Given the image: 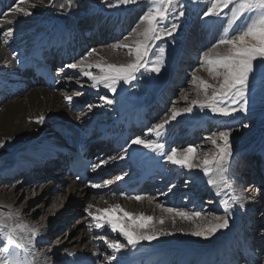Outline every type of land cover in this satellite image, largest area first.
<instances>
[{"label":"bare ground","instance_id":"obj_1","mask_svg":"<svg viewBox=\"0 0 264 264\" xmlns=\"http://www.w3.org/2000/svg\"><path fill=\"white\" fill-rule=\"evenodd\" d=\"M91 1L92 0H53L51 5L48 3V0H43L42 3L41 0H25L24 3L20 4H18L17 1L11 8L7 9L6 12L2 14V17L0 18V141H4L6 143L3 148H0V166L3 161L9 159H12L10 164L15 165L19 158L25 157L26 153L35 155L42 150L47 152L49 148L53 146L52 141L56 138V134L52 130V125L58 123L57 118L73 119L82 123L96 121L97 125H104L112 121H117V119H124L127 116L139 113L142 110H146V103L153 97L159 98V101L156 100L157 105L154 107L159 106L162 104V100H165L161 94L168 90V81L165 82L166 84L164 82L159 84L162 81L159 82L155 79L153 81L151 73L146 74V77L143 78V80H140L141 82L146 81L151 84H140L138 83L139 81H136L134 82L135 87L121 85L118 89V94L115 97L118 103L115 104L112 109L99 107L98 111L95 110L94 107L92 108V111H88L87 105H83L82 109L77 112L73 111L71 108L73 104L82 101L83 94L86 98H88V94L92 92H88V90H94L91 87V81L84 77L79 70L68 69V72L71 74H80L78 75L81 76V81L76 83L79 87H81L79 91L69 92L66 89L53 91L51 89H47L46 87L31 86L25 88L26 83H30L31 81L27 79L26 76L19 74L18 69L20 68L22 62L18 59L15 60L14 58L20 48L35 46V44L41 42L47 37L51 38L54 36H61L64 33L72 31L76 26L85 24L90 25L92 28L87 32H91L92 30L99 28L102 33L103 31H107L111 40H114L111 42L106 39L104 43L100 44L102 45L100 48H97L96 46L90 48L94 49L95 52L92 56L88 57L89 62L99 61L102 63L124 64L132 59V57L128 55L127 49L114 47L115 41H119L130 30H132V27L135 25L134 24L128 31L125 28L126 23L131 21V12L132 16L135 17L136 15L133 12L140 11V14L136 16L139 19L140 16L145 13L144 10L146 8L137 4L136 6H133V8L132 6H127L120 10H114L115 12L108 13L104 11V7H100ZM32 4H36V7H31ZM61 5H63V9L61 8ZM14 6L26 8L29 12H31V15L25 16L23 13L10 11V9ZM120 26L123 28H121L120 31H117V28ZM140 27V25L137 26V28ZM9 28L14 30L13 35H8ZM108 30H111V32ZM122 31L126 33L121 34ZM203 31H205L204 28H201L197 34L200 41L199 47L206 45L207 42L210 41L209 38L206 39L202 34ZM98 38L99 36L95 37L97 42L99 40ZM5 40H7L8 43H5ZM124 42L125 41L122 40L119 43ZM128 43H132L131 39H129ZM218 51L223 53L226 49L224 46H220ZM179 55H181V58L178 56L177 66L180 64L186 65L189 58L195 61L197 59L196 54H189L188 52L183 54L181 52ZM92 71L94 74H99L96 69H92ZM196 72H201V74H203L201 79H204L205 81L208 80L204 76L208 75L205 68H198L196 69ZM60 83H63L64 87L72 85L71 79L66 76L61 77ZM164 85L165 88L162 89L161 92H158L162 87H164ZM100 89L103 88L101 87ZM103 90L108 92L106 89ZM195 91L197 94V88ZM77 92H80V94ZM108 93L112 96L110 92ZM67 96L72 97L71 102L65 99ZM78 97H80L79 100ZM152 108H150V111H152ZM162 108L163 105H161V109ZM162 113L157 115L160 116ZM40 115L45 117L44 122L39 124L33 122L34 118ZM78 116L80 117L79 120L77 119ZM213 119L221 120L222 118L219 116H213L208 110L201 112L199 108H196L193 114H185L178 117L175 121H172L168 125L167 132L163 136L162 140L166 144L170 143L175 135L180 134L181 132L180 136L186 138L190 135V130L193 127L207 129L208 124ZM227 122L234 124L231 120H228ZM154 124H152V126ZM140 136L144 139H156V137L149 134L147 130ZM231 139L237 162L240 158H243L244 154L254 153L258 150L264 151V130H261V132L253 138H248L246 140H240L232 137ZM179 146L180 144L175 143L173 147L178 148ZM130 156L136 160L141 157L142 159H140V162L151 161L157 167H161V165L165 163L155 153L150 150L143 149L140 146H133L130 151ZM13 157H16V159H13ZM263 161L261 160V162ZM235 166L236 164H234V169ZM171 169L174 171L181 168L171 165ZM171 169L165 168L161 173H159V181L165 182H163L164 187L168 184L171 175L174 173ZM8 170L9 168L2 166L0 168V173H5ZM187 174L189 175V178L193 179V185L196 184L201 187V190L212 196L215 201L214 204L217 205L216 207L219 209V214H221V216L224 215L222 201L227 200L231 202L233 195L239 196L245 207L240 208L239 204H235L231 210L232 214L229 217V227L221 230L209 240L177 232L172 236L161 237L159 240L153 241L151 244L144 242L141 246H138V250H122L125 254L120 256L118 261H112L111 264H117V262L124 264L137 258L145 259L152 252L158 253L155 258L156 262L159 259L164 258L163 262H171L174 264L177 261L198 259L200 256L212 254L220 248L227 251L236 245L239 246L242 244H247L256 248L259 254L263 253L264 255V230H261L258 234L259 231L257 232L256 230V232H250L249 229L253 221L250 213L254 209V200L252 201V198L254 197L252 194H248V192H252L251 190L254 185L253 187H250V191H242L239 187V180L237 179L238 173L236 175L234 170V175L232 176L233 187L229 188L221 186V196L218 197L215 194L217 189L207 185V178L203 176L202 172L193 171L189 173L187 171ZM37 178L38 177L36 176V179ZM69 178L70 177H67V180ZM2 181L6 182L5 180H1V182ZM8 181L9 180H7V183H3V186L0 185V212L5 213V215L11 213L13 216L12 223H21L26 225L27 229L37 230V237L33 240L31 253L27 257L29 260L33 261V264H59L58 260L62 254H68L76 250H83V252L86 251L91 253L92 250L103 248L104 254H111V250L108 249L104 240L99 239V236L104 235L107 237V235H105V232L107 231L110 235H114L115 233L111 232V230L107 227L104 229H96L95 222L93 221V224L91 225L85 216L82 219V224H85V227L81 224L73 230V233H76L75 237H70V234H67L65 231V234L63 235L64 239L61 242H58L59 239H57L54 244L56 245L54 250L51 251L50 248L44 245L41 246V244H44L47 240L46 236L49 234L48 229L52 228L53 225L56 224V228L54 230V232H56V230L64 224V220L69 217V212H74L76 210V208H74L76 198L81 199L82 202L85 201L82 209L87 217L89 216L87 215L85 209L89 204L93 206L91 209L92 211H95V209L98 208L102 209L119 205L123 210L137 216L144 214L152 216L154 219L165 216V223L163 225H157V227H163L169 231L176 232L177 229H182L183 232L186 233L190 232L194 227V223L192 221L182 220L178 217L175 220V226H173L171 217H168L160 207H157V204L160 203L154 199L156 197L161 200L160 202L163 204L160 205L165 207H180L184 210L191 211L193 209V205H195L194 203L196 202L194 200L196 199L194 198L195 196H192L193 198H191L187 204H180L179 206H176L168 204V202L172 201V196H168L166 199L161 198L164 193H158L155 196H141V200L137 201L134 197L123 199L119 196H109L106 194L107 187L105 184H100L101 187L93 190V195H90L91 186H81L73 181H65L61 185V193L58 195V200H54L52 202L54 204L52 205V208H50V215L45 217L42 215L44 218H40L41 220L39 219L40 222L37 223L39 225L34 226L26 221H31L30 218L26 216L24 211L26 200L23 201V203H21V201V204H17V199L20 194H23L24 192L26 193L28 189L36 184L35 179L29 180L31 181L30 184L14 182L10 185L8 184ZM178 189L180 192L181 188ZM40 190L41 195L47 194L46 192L50 190L48 183L41 186ZM261 196L264 197V190L262 191ZM174 198L176 201L177 197ZM197 206H200L199 209L196 205L195 209L200 211V208H202L203 205ZM261 206L263 210L264 205L262 204ZM262 210L260 211L262 212ZM259 214L260 216L264 215V213L261 215L258 211L255 215V219ZM115 215L116 214L114 213V216ZM80 221L81 220H79V222ZM257 222L258 220L254 221L253 227L259 225V222L258 224H255ZM196 223H199V221H196ZM27 229L23 232H19L18 235L25 238L31 237V233ZM113 237H107L109 238V242L112 241L110 239ZM2 241L3 237L0 236V247H3ZM24 242L27 243V240L25 239ZM101 244L103 246H101ZM20 252L26 255L23 251ZM3 255L4 254H0V258H3ZM99 264H109V261L102 259Z\"/></svg>","mask_w":264,"mask_h":264},{"label":"snow or ice","instance_id":"obj_2","mask_svg":"<svg viewBox=\"0 0 264 264\" xmlns=\"http://www.w3.org/2000/svg\"><path fill=\"white\" fill-rule=\"evenodd\" d=\"M25 0H18V4L24 3ZM43 0H41V3ZM102 4L108 3V7H119L120 5L128 6L138 3V0H100ZM152 5L142 16H140V28H134L132 33L124 37V43H118L114 47L127 49L128 55L132 57L129 62L124 64L89 62L88 57L95 52L90 49L80 60L66 63L62 68L57 69L58 73L64 72L65 69L79 70L80 73L91 81V87L99 91L102 87L112 94L111 98L107 95L100 96L103 101L100 107L112 109L118 101L115 99L118 89L123 86L135 87L134 82L143 80L144 73L160 74L165 66L166 47H159L158 56L153 61L149 59L150 54L156 42L165 37H173L177 33L180 25L178 23L186 15L189 0H148ZM192 4H199V0H190ZM51 5L53 0H48ZM31 7L35 8L36 4ZM63 9V5H61ZM10 11L23 13L25 16L31 15L26 8L14 6ZM202 21L220 20L226 21L223 26V33L211 45L208 51L202 53L201 67L205 68L209 76L215 83H209L195 75L192 77L193 84L197 88V99L191 100L189 105L184 108L171 109V116L155 123L147 129L149 134L156 137L153 139H144L137 135L127 141L123 146L121 160L131 158L130 151L133 146H140L143 149L150 150L160 157L163 162L178 166L188 171H199L207 178V185L217 189L215 194L221 196L220 187H233L234 164L238 163L235 158L232 145V128L231 125H224L221 129L211 132L206 138L215 149L210 155L204 153L201 163H196L198 159L197 147L188 145L182 150L171 147L170 150L162 138L167 132L168 125L178 117L185 114H193L196 108L201 112L208 110L213 116H219L224 120H230L237 113L247 114L251 104L254 102L257 82L264 84V0H210V6L206 7L202 16ZM176 22H171V21ZM165 25H168L165 27ZM14 30L9 28L8 35H13ZM129 39L132 43H128ZM5 43H8L5 40ZM220 46H224L226 51H218ZM92 69L98 70L99 74H94ZM71 79V77H69ZM198 81V83H197ZM65 99L71 102L72 97L67 96ZM184 99H187L185 95ZM88 111H92L93 105H87ZM79 120L80 117L78 116ZM45 117L40 115L34 118L35 123H43ZM246 126V125H245ZM4 141H0V148L5 146ZM107 163L101 160L99 164L93 165V170ZM77 180L81 177L77 176ZM123 179L118 176L117 180ZM109 182L105 181L107 186ZM93 189L101 187L98 183H92ZM258 190V189H257ZM115 195V193H113ZM120 195L126 196L127 193L121 192ZM137 201L141 200L140 195L134 197ZM235 204L240 208L245 205L241 198L233 195L231 202L222 201L224 215L212 214L211 218L196 210L195 205L191 211L184 210L180 207H165L157 204L168 217H171L172 224L175 226L176 218L186 221H192L194 227L190 232H183L177 229L176 232L169 231L157 225L165 223V216L154 219L152 216L140 214L134 215L123 210L119 205L95 209L89 204L85 209L87 215L95 222L96 229L109 228L113 233H119L126 243H121L118 239L108 241L106 236L101 235L99 239L107 243L111 254L105 256V259L111 264L112 261H118L120 256L125 253L122 250H138L144 242L151 244L161 237L172 236L177 232L192 237L209 240L221 230L229 227V217ZM114 213L116 214L114 216ZM13 216L11 213L5 215L0 212V236L3 237V247H0V264H33L32 260L27 257L31 253L33 240L37 237L36 229H27L26 225L21 223H12ZM199 221V223H196ZM28 230L31 237L25 238L19 236V232ZM91 230V229H90ZM27 240V243L24 240ZM19 250V251H18ZM20 251L26 255L21 257ZM69 256L74 255L68 253ZM94 256L98 254L94 253ZM255 264H264L257 254Z\"/></svg>","mask_w":264,"mask_h":264},{"label":"rangeland","instance_id":"obj_3","mask_svg":"<svg viewBox=\"0 0 264 264\" xmlns=\"http://www.w3.org/2000/svg\"><path fill=\"white\" fill-rule=\"evenodd\" d=\"M91 2L99 5L100 7H104V9H105L104 11L108 12V13H112V12H115L114 10H120L124 7H127L124 5H120L119 7L114 6V7L110 8V7H108V3L102 4L100 2V0H92ZM109 2L114 3L115 0H109ZM137 4L144 6V8H146L144 10L145 12L150 7H152V5L148 2V0H138V3L133 4V5H128V7L132 6V8H133V6H136ZM207 6H210V0H199V4H192L189 0L188 7L186 9L185 17H183L181 20L178 21L180 27H179L177 33H175L173 37H165L164 39L157 41L156 47L153 48L152 53L150 54L149 59L154 61L158 56L159 47H166L165 66L163 67V69L159 75H157L155 73H151V77H152L153 81H154V79L156 81H159V82L162 81L161 83L157 82L159 84H162L164 79L168 81L171 77H173L174 82L176 81L178 75L175 74V71L176 70L178 71V69L183 66V64H180L177 66L178 56H180V58H181V55H179V53L182 52V54H183L185 52H188L189 54H196V58H197L196 61L190 60V63H193L190 68H182L178 72L176 71V73L179 74L184 69V71L186 73L180 74V80L182 81L180 84L176 83L172 86V89H171L172 96L168 98V103H167L166 107H164V109H163L164 114L160 115V117H156L155 120L153 122H151V125H152V123H154L156 121L161 122L162 120H164L165 118L170 116L171 115V109L173 107H175L177 109H180L181 107L182 108L187 107L189 105V103L191 102V100L198 98L197 94L195 93L196 92L195 91L196 85L193 84L192 77H193V75H195V73H196V76L198 78H201L203 76V74H201V72H196V69L202 68L201 67L202 53L205 51H208L211 48V45L213 43H215L216 39H218L219 36L223 33V26H224V24H226V21L222 22V21L216 20V19L202 21L199 17L202 16V13H203V11L206 10ZM133 13L136 16H138L140 14V11L133 12ZM136 16L133 17L132 12H131V21L126 23V25H125V28L127 29V31L134 24L135 25L132 27V30L134 28H137L138 25H140V21H139L138 17H136ZM135 20H136V22H135ZM171 22H176V21L173 20ZM167 26L168 25H165V27H167ZM121 28H123V27L122 26L118 27L117 31H120ZM201 28H204V30H205L202 32V34L205 36L206 39L209 38L210 41H208L206 45L199 47L200 41H199L197 34ZM132 30H130L125 36H128L130 33H132ZM125 33H124V31H122L121 34H125ZM125 36H123L119 41H115V45H117L122 40L124 41ZM108 37L109 36L107 35L106 39H108ZM110 41L113 42L114 40L113 41L110 40ZM100 46H102V45H100V43L96 44L97 48H100ZM75 61H77V60H75ZM185 66H187V64ZM177 67H178V69H177ZM78 74L79 73H74V74L69 76V77H71V84L72 85H70V86L67 85L66 87H64V89L68 90L69 92L70 91H79V89L81 87H79L76 83L78 81H81V76H79L80 74L79 75ZM146 74H149V73H144V78L146 77L145 76ZM204 76L208 79L207 81L209 83H215V81H213L211 79V77L209 76V73H208V75H204ZM168 82L171 83L170 81H168ZM138 83H140V84H151V83H148L146 81H143V82L139 81ZM174 87H176V88H174ZM164 88H165V85L158 92H161V90ZM88 92H91V93L89 94V96L87 98L88 100H86V102H84V103H85V105L92 104L93 107L95 108V110H97V111H98L100 105L103 104V101H101L99 99L100 96L107 95L109 98H111V95L103 89H99V91L88 90ZM77 93L80 94V92H77ZM185 95H187V99H184ZM80 97H78V100L80 99ZM156 100L159 101V98L153 97L152 99H149V101L146 103V110H150V108L157 105ZM83 101H85V99L82 98V102ZM230 120L233 121L234 124L227 122L228 120H224L223 118L221 120L213 119L209 123L210 128H208L206 130H196V129L192 130V133L194 134V139L187 144L180 145L178 147V150H182L184 147H186L188 145H195L197 147V154H198V159L195 162L200 163V162H202V159L204 158V153L207 152L210 155L212 152L215 151V149L212 147V145L209 142H206L205 138L211 132H215V131L221 129L224 125H226V124L231 125L232 138H237L240 140H246L248 138H253L258 133H260L261 130H264V84L257 82L254 102L251 104L248 113L247 114L237 113L235 115V117L233 119H230ZM151 125H150V127H151ZM181 126H180V128H181ZM177 139L182 144L183 138H181V136H179V137H174L173 140L175 141ZM258 151H260V150H258ZM258 151H256V152H258ZM45 152H46L45 150H42L37 154H44ZM244 155H243V157H244ZM257 155L261 156L262 154L261 153H255V152L254 153H247L245 155L246 157L244 158V160H243V158H240V160H243V161H240V163L239 162L236 163V166L234 169L236 172V175L238 173V170H239V172H240V170L244 171V172L241 171L242 173L240 172V174H243V176L245 177L244 178L245 179L244 184L239 185V187L242 191L248 192L251 189L250 187H253V185H254V187L251 190L252 192L251 193L248 192V194H252V196L254 197V198H252V201L254 200L253 201L254 209H258L264 203L263 197L260 196V194H259L260 189H258V190L256 189V188H258L257 186H259V183L252 181L253 177L254 178L256 177V170L258 167V166L256 167L253 164L257 161V160H255V157ZM25 156L33 157L34 155L26 153ZM252 157H254V158H252ZM13 159H16V157H13ZM11 160L12 159L3 161L0 168L2 166L9 168L8 165L10 164ZM257 163H258V161H257ZM246 167H248V172L250 173L249 175H247L248 172H245V171H247ZM257 172H258V170H257ZM188 176L189 175L187 174L186 170L179 169L178 173H176L174 176H172V179L169 183L171 191H173V193L175 191H177V188H179V187L181 188V194H182L181 196L182 197L178 198V203H181L183 201L186 204L188 201V199L185 198V197H187L186 196L187 194L190 196H195L194 198H197L196 199L197 203L204 205V206H202L200 211H202V213L207 214L209 219L211 218L212 214L221 216V214H219V212H220L219 209L216 207L217 205H214L215 201L213 200L212 196L209 193L201 190V187L197 186L196 184L193 185V179L189 178ZM241 177L242 176H240V179H241ZM66 178L67 177L64 178V181L65 180L66 181H73L70 178L68 180ZM14 182H23V183L30 184V182L24 181L22 178H19V177L16 180L8 182V184L12 185ZM3 183H7V181L6 182L0 181V185L3 186ZM47 183H48V186L50 187V190L46 192L47 194L41 195L40 188H41V186H44ZM63 183L64 182H62L59 179L58 180L52 179V178L43 179V180L39 179V181L37 180L36 184L33 187H31L32 189L30 188V189H28V191L26 193L24 192L23 194H20V196L17 199V204H21V203H23V201L26 200V205H25L24 211H25L26 216L29 217L31 220V221L26 220L27 223L29 222L31 225L38 226L39 224H37V223L40 222L39 221L40 218L43 219L45 216L50 215V208H52V205L54 204L52 202L54 200H58V195H60V193H61V185ZM74 183L79 184L78 182H74ZM174 186L176 188H174ZM93 190H95V189L91 188V191H90L91 194L90 195H93ZM154 200L159 202L160 204H163L162 202H160L161 200H159L156 197ZM84 202L85 201L82 202L81 199L76 198V200L74 202V204H75L74 208H76V210L74 212H69V217H67L68 219L66 218L64 220V224L62 226H60V228L58 230H56V232H54V230L56 228V224H54V222H53V224H54L53 227L48 229L49 234L46 236L47 240H46V242H44V244H41V246L44 245V246L50 248L51 251L54 250L56 248V245H54L55 242L57 241V239H59L58 242H61L64 239L63 235L65 234V231L67 232V234H70V237L71 236L75 237L76 233H73V230L77 226H79L83 223L82 219L84 218V216L90 222L91 225L93 224V221L91 220V218L87 217L85 215V212L82 209L83 204H85ZM77 204H78V206H77ZM257 212L258 211L256 210L255 213L257 214ZM260 213L262 215L263 212L260 211ZM252 216H253V213H252ZM79 220H81V221L79 222ZM255 220H258V222H259L258 226H260V227L258 229H261L263 231L264 230L263 229L264 228V215L263 216H260V214L257 215ZM258 222L255 224H258ZM82 225L85 227V224H82ZM261 230H260V232H261ZM117 235H118V238L115 236V237L111 238L110 240H117L118 239L121 243H125V241L122 239V237L119 236V233H117ZM57 237H59V238H57ZM107 239L109 241V238H107ZM78 241H80V240H78ZM261 254H262L261 256H263L262 260H264V255H263V253H261ZM63 255H65V254H63ZM105 256H107V255L105 254ZM105 256H104V259H105ZM62 257L63 256L59 257V260H60V261L58 260L59 264L62 261Z\"/></svg>","mask_w":264,"mask_h":264},{"label":"trees","instance_id":"obj_4","mask_svg":"<svg viewBox=\"0 0 264 264\" xmlns=\"http://www.w3.org/2000/svg\"><path fill=\"white\" fill-rule=\"evenodd\" d=\"M91 191V190H90Z\"/></svg>","mask_w":264,"mask_h":264}]
</instances>
